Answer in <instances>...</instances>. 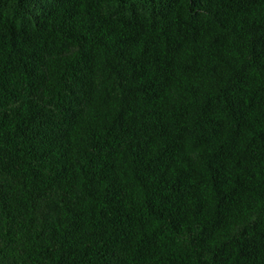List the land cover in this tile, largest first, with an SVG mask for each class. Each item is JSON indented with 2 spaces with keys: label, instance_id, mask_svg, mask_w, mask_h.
<instances>
[{
  "label": "trees",
  "instance_id": "trees-1",
  "mask_svg": "<svg viewBox=\"0 0 264 264\" xmlns=\"http://www.w3.org/2000/svg\"><path fill=\"white\" fill-rule=\"evenodd\" d=\"M0 264H264V0H0Z\"/></svg>",
  "mask_w": 264,
  "mask_h": 264
}]
</instances>
